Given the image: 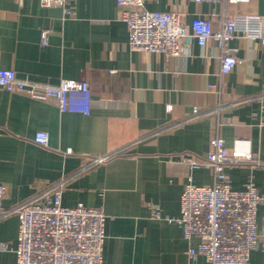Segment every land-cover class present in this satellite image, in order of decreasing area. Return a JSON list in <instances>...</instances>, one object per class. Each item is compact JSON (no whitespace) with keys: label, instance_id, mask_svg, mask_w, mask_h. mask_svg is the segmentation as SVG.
I'll return each mask as SVG.
<instances>
[{"label":"crops","instance_id":"obj_1","mask_svg":"<svg viewBox=\"0 0 264 264\" xmlns=\"http://www.w3.org/2000/svg\"><path fill=\"white\" fill-rule=\"evenodd\" d=\"M146 7L181 16L189 40L181 54L131 49L115 0H74L72 15L39 0H0V68L43 83L84 79L92 93L84 114L0 87L2 204L12 209L61 183L63 205L105 214L101 264H207L188 255L198 239H184L174 218L184 184H209L212 175L181 156L201 158L220 136L230 151L254 157L226 167L231 187L251 178L264 195V47L237 35L229 46L238 62L221 74L216 42L198 45L191 21L207 18L216 29L228 15L264 17V0H146ZM37 131L48 133L47 145L34 141ZM17 232V214L0 216V242L8 245L0 264H15ZM248 264H264V249L252 251Z\"/></svg>","mask_w":264,"mask_h":264},{"label":"built area","instance_id":"obj_2","mask_svg":"<svg viewBox=\"0 0 264 264\" xmlns=\"http://www.w3.org/2000/svg\"><path fill=\"white\" fill-rule=\"evenodd\" d=\"M74 0H39L41 7H59L73 14ZM118 17L126 24L128 46L133 50L179 55L187 48V27L174 11L150 10L146 0H115ZM196 3L219 0H193ZM245 2L248 0H226ZM193 40L200 46L209 39L219 50L221 74L230 73L238 62L230 41L237 35L258 39L264 47V17L258 14H235L224 17L214 29L207 18L191 21ZM48 29L40 31V43H48ZM0 87L6 91L25 93L37 100L54 99L60 111L88 114L91 88L84 79H60L57 83L29 81L17 77L13 69L0 68ZM213 86H210L212 88ZM169 110L171 105H167ZM193 114L198 113L194 108ZM47 145L48 133L37 131L33 137ZM100 157L97 161L104 159ZM240 159L254 161L251 153L226 147L220 136L209 140V149L201 158L184 154L182 162L191 169L211 171L209 184H196L189 179L180 196L179 215L184 239L196 237V247L187 251L190 257L201 255L207 264H248L250 253L264 249V195L250 178L241 189L231 187L226 167ZM61 183L7 209L2 200L6 192L0 183V216H18L15 264H101L105 239V214L100 208L61 203ZM151 214L159 217V207L151 206ZM8 249L0 242V250Z\"/></svg>","mask_w":264,"mask_h":264}]
</instances>
